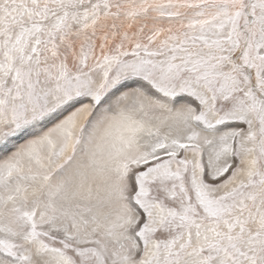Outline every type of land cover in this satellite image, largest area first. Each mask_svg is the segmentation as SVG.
I'll list each match as a JSON object with an SVG mask.
<instances>
[{"label":"snow or ice","instance_id":"obj_1","mask_svg":"<svg viewBox=\"0 0 264 264\" xmlns=\"http://www.w3.org/2000/svg\"><path fill=\"white\" fill-rule=\"evenodd\" d=\"M0 264H264V0H0Z\"/></svg>","mask_w":264,"mask_h":264}]
</instances>
